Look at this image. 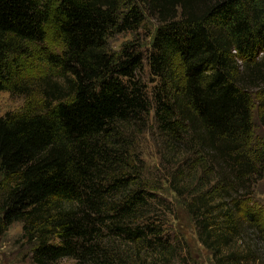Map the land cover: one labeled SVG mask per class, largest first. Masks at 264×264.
I'll list each match as a JSON object with an SVG mask.
<instances>
[{"label":"trees","instance_id":"1","mask_svg":"<svg viewBox=\"0 0 264 264\" xmlns=\"http://www.w3.org/2000/svg\"><path fill=\"white\" fill-rule=\"evenodd\" d=\"M145 16L157 23L149 52L111 51L108 38ZM48 33L58 51L42 45ZM0 91L29 99L0 115V212L22 222L33 264H188L135 154L146 131L214 264L252 263V231L264 242L252 204L264 155L249 148L254 94L264 128V0H0Z\"/></svg>","mask_w":264,"mask_h":264},{"label":"rangeland","instance_id":"2","mask_svg":"<svg viewBox=\"0 0 264 264\" xmlns=\"http://www.w3.org/2000/svg\"><path fill=\"white\" fill-rule=\"evenodd\" d=\"M131 1L136 2V0ZM156 26L157 23L153 18L145 16L142 25L138 29L111 35L107 40L108 47L111 51H119L123 44L135 42L138 50L145 56L150 50L151 37ZM42 45L51 51H58L61 47L59 40L55 39L51 33L47 34ZM37 64L34 61L29 71L33 70L35 72ZM142 67L138 71V76L142 79L148 92H150L156 83V78L149 73L145 61ZM52 79L60 83L57 75H54ZM259 99L263 98L259 94H254L252 136L249 143L252 156L264 155V128L261 126L257 116V102ZM27 100L29 99L25 95L0 91V115L6 112H22L26 107ZM31 100L33 102L31 104L32 109H41V99L35 97V99ZM150 128L154 130L153 127ZM133 146L136 152L135 154L139 155L142 166L145 168L143 178L147 181V186L152 188L151 191L156 193L157 196L171 205L170 212L164 216L165 231L173 232L176 236L183 238L187 245L186 253L189 260L188 264H214L208 251L198 242L194 224L186 213L182 201L170 189L164 177L150 131H146L140 135ZM1 193L0 191V195ZM252 204L264 211V173L263 177L254 186ZM254 234L252 231V244L249 246L252 248V256L255 258L249 264H264V242L258 240ZM244 246H247L246 243ZM30 249V244L23 236L22 222L13 221L5 225L3 223L2 213L0 212V264H33L30 258ZM58 264H76V262L71 258H63Z\"/></svg>","mask_w":264,"mask_h":264}]
</instances>
